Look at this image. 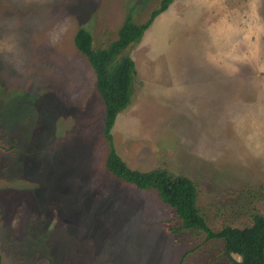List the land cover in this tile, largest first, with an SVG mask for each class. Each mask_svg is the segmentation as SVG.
Instances as JSON below:
<instances>
[{"label": "rangeland", "instance_id": "1", "mask_svg": "<svg viewBox=\"0 0 264 264\" xmlns=\"http://www.w3.org/2000/svg\"><path fill=\"white\" fill-rule=\"evenodd\" d=\"M158 0H0V264H232L104 168L102 102L72 36L104 48ZM110 130L130 167L185 175L213 231L264 205V0H173L125 51Z\"/></svg>", "mask_w": 264, "mask_h": 264}, {"label": "trees", "instance_id": "2", "mask_svg": "<svg viewBox=\"0 0 264 264\" xmlns=\"http://www.w3.org/2000/svg\"><path fill=\"white\" fill-rule=\"evenodd\" d=\"M172 1L158 0L143 22H134L127 14L116 30V37L104 48L93 49L90 32L80 26L73 33L72 43L91 67L94 88L102 102L101 137L106 144L103 166L121 183L140 191L153 192L161 203L173 211L182 229L201 231L206 240H221L223 254L232 264H264V205L260 214L251 215L248 226L237 228L225 225L213 231L196 206V188L191 179L162 167L148 170L130 168L114 149L110 130L116 116L131 103L136 74L134 62L125 51L139 42L152 20ZM230 253L239 254L241 261H234Z\"/></svg>", "mask_w": 264, "mask_h": 264}, {"label": "water", "instance_id": "3", "mask_svg": "<svg viewBox=\"0 0 264 264\" xmlns=\"http://www.w3.org/2000/svg\"><path fill=\"white\" fill-rule=\"evenodd\" d=\"M229 255L234 261H236V262H240L241 261V256L239 254L230 253ZM263 255H264V247H263Z\"/></svg>", "mask_w": 264, "mask_h": 264}]
</instances>
